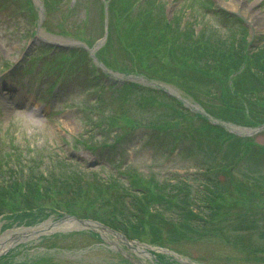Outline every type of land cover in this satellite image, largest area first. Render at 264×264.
<instances>
[{
  "label": "rangeland",
  "instance_id": "rangeland-1",
  "mask_svg": "<svg viewBox=\"0 0 264 264\" xmlns=\"http://www.w3.org/2000/svg\"><path fill=\"white\" fill-rule=\"evenodd\" d=\"M45 2L0 0V81L15 87L0 96V177L18 166L16 191L0 199V240L64 214L120 227L119 214L132 221L140 209L130 243L149 254L64 222L0 250V264H264V128L252 133L264 125V77L250 58L264 45V0L132 9L141 1L111 0L108 43L102 0ZM82 44L114 78L90 67ZM14 63L22 68L11 76ZM65 172L78 173L66 178L78 194L32 177ZM202 193H211V211ZM179 207L195 209L193 221ZM49 209L61 215H36Z\"/></svg>",
  "mask_w": 264,
  "mask_h": 264
},
{
  "label": "trees",
  "instance_id": "trees-1",
  "mask_svg": "<svg viewBox=\"0 0 264 264\" xmlns=\"http://www.w3.org/2000/svg\"><path fill=\"white\" fill-rule=\"evenodd\" d=\"M239 54H240V62L243 60V54H242V52L241 51H239ZM236 55V54H235ZM235 55H234V58H235ZM236 57H237V55H236ZM250 58H251V60H252V63L254 64V65H256V68L259 70L258 71V73H260V74H258L259 76H261V77H264V75H261V73L262 72H264V59H263V61H262V63H259V60L260 59H262V58H264V46L263 47H260V48H258V50L256 51V52H254L252 55H250ZM236 60L238 59V58H235ZM242 59V60H241ZM264 79V78H263ZM69 173H75V174H78V173H76V172H65L64 174H60V175H58V177L55 179L54 177L53 178H51L50 176H49V181L50 180H53L54 179V182L55 183H59V184H61L60 182H58V181H61V182H63V184L62 185H60V190H63V191H65L66 190V188L64 187V183H66L67 185L66 186H70V189H68V191L70 192V193H74V194H78L79 193V189H78V187H76L75 189H73V187L71 186V184H70V182L66 179L68 176H72V175H70ZM40 177H42V176H39V178ZM108 180H110V179H108ZM12 179L11 180H9V185H7V184H5V186H0V199H5L6 197H7V195H8V193H12V192H14V191H16V189H15V186H13V184H11L12 183ZM44 181H46V179L44 180ZM105 183L109 186V183L110 182H108V181H105ZM111 184V183H110ZM167 186H169V185H167ZM5 189V190H4ZM8 189V191H6ZM46 189V188H45ZM30 190V189H29ZM168 190L171 192L172 190H173V186H171L170 185V187L168 188ZM66 192V191H65ZM67 193V192H66ZM67 195V194H66ZM141 196H142V198H145V194H141ZM138 196H132V199H133V201H134V203H132L133 205H135L136 207L137 206H140V204H141V202H143L142 200V198L141 197H139L137 200H136V198H137ZM165 199H162V197H160L159 198V202H156L158 205H159V207L161 208V207H163L164 206V201ZM178 201V200H177ZM159 203H162V205H160ZM182 204V203H181ZM179 212H180V214L179 215H181L182 216V218H185L187 221L189 220V221H193L192 220V217H193V214H192V211L191 210H189V209H182V207H179L178 209H177ZM185 211H186V213H185ZM156 212H160V211H156ZM142 213V211L140 210V209H138V211L136 212L135 211V214H133L132 216L133 217H136V215L137 214H141ZM1 214H3V212H0V215ZM155 215H156V213H155ZM157 219V218H156ZM135 220H137V217L135 218ZM188 221V222H189ZM139 223V222H138ZM134 226L135 225H133L132 227H130V231H129V229H125V227H124V230H126V231H129V232H127V234H129V236L130 237H135V238H138V236L136 237V234H134V232H136L135 231V228H134ZM141 226V224L140 225H138V227H140ZM179 227H180V224H179ZM160 228V227H159ZM159 228H157L156 230L158 231V229ZM179 229V228H178ZM123 230V231H124Z\"/></svg>",
  "mask_w": 264,
  "mask_h": 264
},
{
  "label": "bare ground",
  "instance_id": "bare-ground-1",
  "mask_svg": "<svg viewBox=\"0 0 264 264\" xmlns=\"http://www.w3.org/2000/svg\"><path fill=\"white\" fill-rule=\"evenodd\" d=\"M237 3H238L237 1H236V3H233V8L234 9H235ZM64 222H67L68 223L67 226H66L68 229H71V228L78 229V228H82V227H87V228H89L91 230H95V228H96L91 223L90 224L89 223L88 224H85V223L84 224L83 223L80 224V223H78V222H76L74 220L73 221H71V220H64V221L60 222L57 225H50L51 224L50 222H46V223L42 224L41 226L30 227V228H26V229L22 228L20 230L12 231L9 234L17 233V234H21V235H24V234L25 235H29V234H33V233H36V232L43 231L45 229L56 230L57 228H59V226L61 225V223H64ZM9 234L7 233L4 238H7ZM114 239L117 240L118 238L117 237H114ZM2 242L4 243V245H1ZM12 244H14V242H9L8 240H0V245L3 246V247H0V250L5 249V248H9V247H11ZM145 251H146V247L144 245H141L140 247H137L136 248V251L135 252H137V253H141L142 252V253L146 254Z\"/></svg>",
  "mask_w": 264,
  "mask_h": 264
}]
</instances>
